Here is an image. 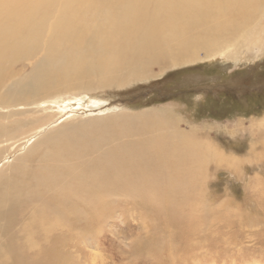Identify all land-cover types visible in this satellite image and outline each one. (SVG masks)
Returning a JSON list of instances; mask_svg holds the SVG:
<instances>
[{
  "label": "bare ground",
  "instance_id": "obj_1",
  "mask_svg": "<svg viewBox=\"0 0 264 264\" xmlns=\"http://www.w3.org/2000/svg\"><path fill=\"white\" fill-rule=\"evenodd\" d=\"M216 36L229 41L223 50L236 56L243 48L264 53V2L0 0V81L20 59L31 66L0 92V118L11 120L0 122V210L18 208L16 217L23 221L15 229L22 236L16 245L19 256L34 246L35 236L64 230L73 216L97 233L120 198L126 205L142 204L151 194H164L172 203L175 193H188L190 165L206 160L211 144L182 131L170 108L140 113L113 108L111 117L85 118L69 113L68 107L83 90L100 89L80 87L82 76L90 75L94 86L110 81V87L129 85L144 80L146 67L166 53L190 57L198 43ZM172 45L174 52L162 48ZM52 88L59 90L41 94ZM122 119L124 127L118 124ZM106 124L119 128L115 132L127 141L121 143L124 149L106 157L81 146L84 139L99 142ZM83 127L93 128L95 138L82 134ZM137 136L142 141L134 146ZM103 141L104 147L113 143ZM146 158L161 172L146 174ZM188 214L183 212L180 221Z\"/></svg>",
  "mask_w": 264,
  "mask_h": 264
},
{
  "label": "rangeland",
  "instance_id": "obj_2",
  "mask_svg": "<svg viewBox=\"0 0 264 264\" xmlns=\"http://www.w3.org/2000/svg\"><path fill=\"white\" fill-rule=\"evenodd\" d=\"M228 44L216 36L198 43L190 57L183 51L173 56L166 53L158 63L146 67L149 73L144 80L122 83V87H110L112 81L94 86L89 83L90 75L82 76L84 85L80 87L100 89L83 90L68 107L69 113L85 118L111 117L113 108L132 113L170 108L182 131L209 141L212 149L206 160L190 165L193 177L187 194L175 193L172 203L164 194H151L142 204L126 205L120 198L113 215L100 221L97 233L92 225L73 216L64 230L42 238L34 235V246L22 256L16 246L22 236L15 229L23 221L16 217L18 208L8 211L4 207L0 210V264H264V106H257L264 102V53L256 55L243 48L236 56L223 50ZM162 48L176 51L173 45L172 49ZM9 70L0 81V92L21 74L29 73L31 66L20 59ZM248 98L256 103L245 110ZM0 122L11 120L3 117ZM118 124L124 127V119ZM113 126L100 128L99 142L93 128L83 127L82 134L92 135L96 142L84 139L81 146L106 157L109 151L124 149L121 143L127 141ZM138 131L126 138L135 137ZM103 139H113L117 146L113 150V143L104 147ZM141 141L137 136L133 145ZM147 161L146 174L161 172ZM150 178L146 176V189ZM183 212L189 214L180 221Z\"/></svg>",
  "mask_w": 264,
  "mask_h": 264
},
{
  "label": "trees",
  "instance_id": "obj_3",
  "mask_svg": "<svg viewBox=\"0 0 264 264\" xmlns=\"http://www.w3.org/2000/svg\"><path fill=\"white\" fill-rule=\"evenodd\" d=\"M247 100H248V102H247L248 103V108L246 107L245 110H250L252 108V106L255 107V103L256 102L255 103H252V99H249V98ZM242 104L240 105L241 108L244 107L243 106L244 104L243 105ZM257 106H260V108H262V106H264V102H262V101L257 102ZM213 113H215V112H213ZM245 113H246V115H251L250 112H245ZM218 117H220V116H217V118Z\"/></svg>",
  "mask_w": 264,
  "mask_h": 264
}]
</instances>
